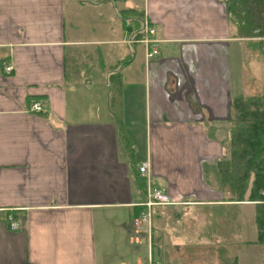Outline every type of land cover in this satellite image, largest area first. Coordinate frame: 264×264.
<instances>
[{"label":"crops","instance_id":"0c3cea01","mask_svg":"<svg viewBox=\"0 0 264 264\" xmlns=\"http://www.w3.org/2000/svg\"><path fill=\"white\" fill-rule=\"evenodd\" d=\"M129 7L154 24L157 54L121 18ZM263 39L223 0H0V264H217L177 256L223 236L209 215L200 230L173 216L254 207L208 167L226 153L232 99L264 94L236 81L243 43L264 79ZM147 183L171 200L153 208L149 247L132 225Z\"/></svg>","mask_w":264,"mask_h":264},{"label":"trees","instance_id":"16d2710c","mask_svg":"<svg viewBox=\"0 0 264 264\" xmlns=\"http://www.w3.org/2000/svg\"><path fill=\"white\" fill-rule=\"evenodd\" d=\"M223 1L228 17L243 33L264 36V0ZM119 14L133 26L132 35L142 36V10L122 8ZM261 41L264 45V39ZM228 123L226 153L208 170H212L217 185L227 191L228 200L254 202L256 239L252 242L264 244V94L233 98Z\"/></svg>","mask_w":264,"mask_h":264},{"label":"rangeland","instance_id":"374dc122","mask_svg":"<svg viewBox=\"0 0 264 264\" xmlns=\"http://www.w3.org/2000/svg\"><path fill=\"white\" fill-rule=\"evenodd\" d=\"M258 36L264 37L261 35ZM259 42L262 43V41ZM241 46V60L239 61V64H237V68L239 69L241 76L239 79L236 78L237 85L238 87H241L243 93L246 94L264 93V79H255L252 77L253 75L250 69L251 66L248 61L250 59L249 55H252L253 53V49L247 43H243V45ZM252 206L253 205L246 204L238 207L235 204L228 205L223 210H221L219 207H205L206 209L204 210L203 207L194 206L191 210H188V212H186V210L177 211L180 214V217L177 218L176 216H173V220L177 228L180 227L177 221L179 219L182 220L184 224L188 223L189 227L190 224H192V228H194L195 230L204 229L202 225H200L202 222L197 219V215L205 212L210 217V221L206 222L205 229L222 230L223 233V238H216L215 236L211 238H191L193 242L183 247V250L188 252L179 253L177 255L178 258H187L189 261L194 262L224 264L223 261H227V259L229 260L230 256L238 255L240 260H242L246 264H264V244H247L245 242V240L256 236L254 207ZM192 215L194 216L192 217ZM191 217L192 220H188ZM152 234V231L151 236L140 233L137 239L139 241H146V245L149 247V244L153 242ZM221 239L223 240L219 241ZM243 240L244 242L241 243V241Z\"/></svg>","mask_w":264,"mask_h":264},{"label":"built area","instance_id":"2783aa9c","mask_svg":"<svg viewBox=\"0 0 264 264\" xmlns=\"http://www.w3.org/2000/svg\"><path fill=\"white\" fill-rule=\"evenodd\" d=\"M141 25L143 32V36L141 40L146 44L147 57H150L158 53L157 45L159 39L153 36L155 34L156 28L154 24L151 23L146 13L143 14L142 16ZM6 69L9 70L10 66H7ZM32 106L34 109L41 108L40 102H34ZM138 169L142 175L146 176L147 162L143 161L141 164H139ZM170 202H171L170 196L167 191H165L161 187L151 186V184L147 183V192L145 199L140 203V205H142L143 207L139 209L137 214L132 218V225L135 232L143 233V234H147L148 236H151L152 214H153L154 206L159 203H170ZM7 219L9 220V227L12 229L20 228L23 226V223L13 218L11 214L7 216ZM149 246H151V243L149 244Z\"/></svg>","mask_w":264,"mask_h":264},{"label":"bare ground","instance_id":"6f19581e","mask_svg":"<svg viewBox=\"0 0 264 264\" xmlns=\"http://www.w3.org/2000/svg\"><path fill=\"white\" fill-rule=\"evenodd\" d=\"M258 30H255V32H257Z\"/></svg>","mask_w":264,"mask_h":264}]
</instances>
